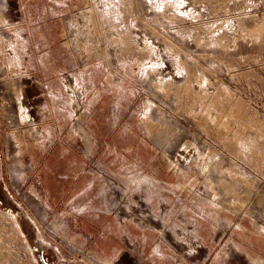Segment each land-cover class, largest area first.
I'll list each match as a JSON object with an SVG mask.
<instances>
[{
	"label": "rangeland",
	"instance_id": "1",
	"mask_svg": "<svg viewBox=\"0 0 264 264\" xmlns=\"http://www.w3.org/2000/svg\"><path fill=\"white\" fill-rule=\"evenodd\" d=\"M0 264H264V0H0Z\"/></svg>",
	"mask_w": 264,
	"mask_h": 264
},
{
	"label": "bare ground",
	"instance_id": "2",
	"mask_svg": "<svg viewBox=\"0 0 264 264\" xmlns=\"http://www.w3.org/2000/svg\"><path fill=\"white\" fill-rule=\"evenodd\" d=\"M232 255L235 256L236 258H240V256H241L236 249L232 250Z\"/></svg>",
	"mask_w": 264,
	"mask_h": 264
}]
</instances>
